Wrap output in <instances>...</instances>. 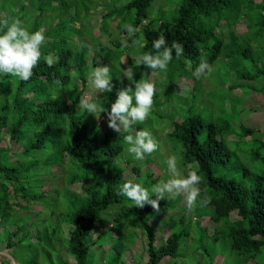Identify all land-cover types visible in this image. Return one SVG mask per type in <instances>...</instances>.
I'll list each match as a JSON object with an SVG mask.
<instances>
[{
    "label": "trees",
    "instance_id": "1",
    "mask_svg": "<svg viewBox=\"0 0 264 264\" xmlns=\"http://www.w3.org/2000/svg\"><path fill=\"white\" fill-rule=\"evenodd\" d=\"M247 1L241 3L240 0H182L177 7L178 15L171 22L158 21L155 26L154 19L149 15L153 0H74L73 4L68 0H0V18L18 17L30 31L44 28L46 37L41 49V60L28 81L0 74V209H10L13 202L10 203L9 199L20 198L19 192L24 189L23 186L12 187V184L23 180V174L30 170V167L21 169L11 163L14 154L8 156L14 150L19 158H28L33 151L44 149L50 138L53 143L51 149L56 155L66 152L81 168L88 169L103 155L115 156L124 149L126 133H116L111 128L98 132L91 128L90 122L85 118L86 113L79 112L80 102L87 88L89 65L95 66L97 55L94 53L93 43V47L89 45V51L85 40L82 36L74 34L73 29H76L75 23L79 17H87L92 13L94 9L90 7L98 3V7L102 8V11L97 13L99 28H102L108 19L112 21L118 16L140 28L139 32L129 38L128 45H132V41L141 36L142 42H146V46L141 47L143 53L154 51L152 41L160 35L166 37L169 45L174 41L181 43L184 53L180 58L173 54V59L182 63L189 60L196 69L201 60L213 65L220 59V55L226 56L223 37L226 33L234 35L235 30L231 29V26L236 29L239 23L244 25L243 31L239 33L243 36L253 28L252 23L239 15L241 13L242 16L241 9L246 7ZM249 1L251 7L259 9L262 17L260 25L263 27L261 30L264 31V0ZM58 6L64 10L59 15H52ZM69 9L73 10L72 16H67ZM83 9L85 12H82ZM206 19H211V22L207 24ZM91 34H94L93 29ZM109 41L110 45L121 46L120 41L116 39ZM234 45L236 47L233 49V63L238 76L246 82L264 76V69L255 66L257 60L253 57H249L253 63L251 70L243 66L242 61L246 55L241 57L237 43L234 42ZM245 49L251 48L246 46ZM44 56L52 57V67L45 63ZM227 57L229 60V54ZM107 60L108 56L103 57L102 64ZM68 83L70 87L66 89ZM261 90L264 92V83ZM116 93L117 90L112 88L110 92L102 94L101 105L106 110V105L115 101ZM187 112L181 121L172 122L169 135L180 141L183 163L194 164L202 177L199 185L201 197L207 195L210 198L207 205L213 208L211 221H224L225 237L230 248L245 261L254 259L264 249V172H253L248 165L238 161L235 168L227 167L232 151L218 134L234 131L230 123L219 125L216 122H206L201 115L192 113L191 108ZM64 122L67 123L68 139L63 145L60 144L59 138L63 132L61 124ZM33 127L39 130L35 129L33 139L23 146L19 143L22 133H29ZM238 131L241 132L238 141H243L247 146L244 156L252 161H259L264 166V135L260 139L252 136L255 130L250 126L240 125ZM200 134L203 135L201 140ZM247 136L252 137L244 140ZM237 159L240 160L238 157ZM31 166L37 165L33 163ZM132 170H135V167H132ZM121 179L122 171L119 170L106 181L102 192L84 183H80V189L72 188L73 195L85 194V200L67 215L68 237L63 247L68 254L75 257L77 264H86L87 238L97 221L98 213L111 203L122 200L123 195L118 194L120 187H117ZM72 182L74 181L71 180ZM33 197L35 196L30 198ZM159 203L161 210L172 206V203L165 200ZM150 212H153L151 206L145 205L142 209L139 208L137 214L126 224L141 228L146 233L147 242L144 249L148 257L147 264H158L166 257L175 258L179 255L181 234L172 233L163 243L156 246L155 232L149 225ZM3 222L0 217V228L6 230L5 236L0 239L4 248L37 242L42 245L51 264H56L52 258L53 250H58V257L62 258L59 252L64 243L58 236L57 227H38L32 236L33 225L27 229L18 226L10 229L3 227ZM218 232V228L214 229L211 235L213 240L217 239ZM187 234L188 232H184V236ZM120 252L121 250H117L118 254ZM206 255L208 256V252ZM14 259L17 264H41L37 255L29 259ZM212 259L210 256L209 264H215Z\"/></svg>",
    "mask_w": 264,
    "mask_h": 264
},
{
    "label": "rangeland",
    "instance_id": "2",
    "mask_svg": "<svg viewBox=\"0 0 264 264\" xmlns=\"http://www.w3.org/2000/svg\"><path fill=\"white\" fill-rule=\"evenodd\" d=\"M243 1L240 0L241 3ZM68 2L73 4L74 0H68ZM181 3L182 0H153L149 15L154 19L155 26L158 21L171 22L178 15L177 7ZM250 3L249 0L246 2V7L241 9L242 16L241 13L239 15L252 23L253 28L243 36L239 33L243 31L244 25L239 23L236 29L231 26V29L235 30L234 35L226 33L223 37L224 51L229 54V60L227 54L220 55L219 60L224 62L216 60L212 65L214 71L199 79L193 75L195 69L191 63L189 64V60L182 63L173 59L166 72L155 70L154 73L152 69L136 65L139 56L143 54L141 47L133 44L124 47V41L128 43L130 38L127 32H124V25L130 21L118 16L112 21L108 19L106 23H103V27L99 28L100 20L97 13L101 12L102 8L98 7V3L90 7L94 9L92 13L87 17H79L75 23L76 29H73L74 34L82 36L85 40L89 51L91 50L89 45L95 47L94 53L97 55L95 66L89 65L88 73L95 67L107 65L110 68L115 91L125 86L134 87L123 76L126 68L133 70L135 80L149 79L155 82L156 92L149 117L143 123L134 124L133 129L150 131L158 141V150L151 155H146L143 160H137L127 151L128 145L124 142V149L118 155H103L88 169L81 168L66 152L56 155L51 149L53 143L50 138L44 149L33 151L28 158H19L14 150L8 156L14 154L13 158H10L11 163L21 169L30 167V170L23 174V180L12 184V187L23 186L24 189L19 192V201L14 197L9 199L10 203L13 202L10 209L3 207L0 209V217L4 220L2 226L10 229H15L17 226L27 229L33 225L31 235H35V229L38 227H57L58 236L64 244L59 252L62 258L58 257V250L52 251L54 263L60 264L65 261L66 264H77L75 257L68 254L63 247L68 237L67 215L85 200V194L73 195L72 188L80 189V183H84L102 192L106 181L121 170L122 179L117 183L118 188L126 181L133 180L142 183L150 190L160 180L169 178L165 160L172 154L178 157V167L185 175L190 168L195 169L194 164L183 163L181 143L169 135L172 122L181 121L190 108L192 113L201 115L206 122H216L219 125L225 122L230 123L235 132L218 134L232 151L227 167L235 168L238 161L248 165L253 172L263 173L264 166L259 161H252L245 157L247 146L243 141H238L241 136V132L238 131L240 125L254 128L255 133L252 136L258 139L264 135V92L261 90L264 76L252 82H246L238 76L233 63V49L236 47L234 45L236 42L237 49L241 50L240 56L246 55L242 61L243 66L251 70L253 63L249 57H253L257 60L255 66L264 69V31L261 30L263 27L260 25L262 17L259 9L251 7ZM63 10L61 6H58L52 15H59ZM82 12H85L84 9ZM66 13L67 16L74 14L72 9ZM205 21L209 24L211 19ZM91 29L94 34H97L96 36L91 34ZM110 39L120 41L121 46L110 45ZM136 40L141 44L144 43L141 36ZM246 46H250L251 49H245ZM107 56L108 60L102 64L103 57ZM123 60L126 62L122 63ZM86 85L83 98L93 94L88 80ZM68 87L70 83L66 89ZM102 94H97L100 104L103 101ZM112 103L106 105L107 110L110 111ZM80 108L79 112L86 113L85 118L90 122L92 129L103 132L109 128L106 113H101L100 118L97 119L87 113L81 105ZM64 123L61 124L63 132L59 138L60 144L63 145L68 139L67 123ZM35 129L39 130L33 127L29 133H22L19 143L25 146L30 139H33ZM252 136L244 137V140ZM199 137L201 140L203 135L200 134ZM33 163L37 166H31ZM132 167H135V170H132ZM71 180L74 182L71 183ZM31 196L35 197L30 198ZM165 201L172 203V206L159 213L150 212L148 217L149 225L155 232V245L163 243L172 233H180V247L178 256L166 257L158 264H209L210 256L213 257L212 262L215 264H253L255 262L264 264V249L256 258L245 261L230 248L228 239L225 237L224 221L214 223L210 219L213 212L211 206H200L198 202L193 210L189 211L183 196L166 198ZM132 204L131 200L123 196L120 202L111 203L98 213L97 221L87 238L86 264H147L148 257L144 249L147 242L146 233L141 228L126 224L139 211V208ZM217 228L219 230L217 239L213 240L211 235ZM184 232L188 234L184 236ZM5 233L6 230L0 228V239L5 236ZM117 250H121L120 254ZM34 255H37L39 263L51 264L42 245L37 242L25 246L16 245L8 249L0 243V264H17L14 258L29 259Z\"/></svg>",
    "mask_w": 264,
    "mask_h": 264
},
{
    "label": "clouds",
    "instance_id": "3",
    "mask_svg": "<svg viewBox=\"0 0 264 264\" xmlns=\"http://www.w3.org/2000/svg\"><path fill=\"white\" fill-rule=\"evenodd\" d=\"M124 28L129 37L141 30L130 23H126ZM45 39V30L42 27L30 31L18 17L0 18V74H8L21 81H28L41 60L43 55L41 49ZM132 44L140 47L146 46V42L141 44L135 39ZM124 47H128L126 40ZM152 48L154 51L144 52L139 56L137 65L152 69L154 73L155 70L166 72L173 59V54L180 58L184 53L181 43L174 41L169 45L164 35L152 41ZM43 58L49 67L53 66L54 61L51 56ZM125 62V60L122 61V63ZM213 71L211 64L206 60H201L193 75L199 79ZM123 76L134 87L125 86L119 89L115 101L110 106V111L98 103L99 96L97 95L110 92L113 88L110 68L107 65L95 67L88 73L87 79L93 94L85 96L80 103L87 113L97 119L100 118L102 112H106L108 127L116 133H126L124 141L128 145L127 151L137 160H143L146 155H151L158 150V141L150 131L135 130L133 125L143 123L148 119L154 103L156 85L149 79H133L134 73L131 68H126ZM165 163L169 175L167 180H160L150 190L140 182L128 180L120 186L118 194L126 196L133 202L132 206L137 208L142 209L145 205H150L155 213L161 211L159 202L166 198L183 196L189 211H192L198 202L200 206H207L210 203L207 195L201 197L199 185L202 177L198 174V169L190 168L185 175L178 167V157L175 154L169 155Z\"/></svg>",
    "mask_w": 264,
    "mask_h": 264
}]
</instances>
